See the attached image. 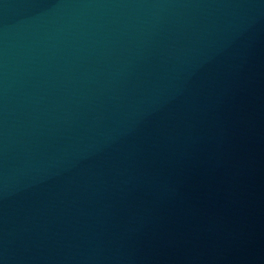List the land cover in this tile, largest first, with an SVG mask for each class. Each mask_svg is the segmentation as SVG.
<instances>
[{
  "label": "water",
  "instance_id": "obj_1",
  "mask_svg": "<svg viewBox=\"0 0 264 264\" xmlns=\"http://www.w3.org/2000/svg\"><path fill=\"white\" fill-rule=\"evenodd\" d=\"M0 264H264V0H0Z\"/></svg>",
  "mask_w": 264,
  "mask_h": 264
}]
</instances>
